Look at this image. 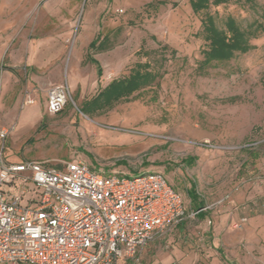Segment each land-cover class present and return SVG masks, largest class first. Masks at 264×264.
Masks as SVG:
<instances>
[{"label": "rangeland", "instance_id": "obj_1", "mask_svg": "<svg viewBox=\"0 0 264 264\" xmlns=\"http://www.w3.org/2000/svg\"><path fill=\"white\" fill-rule=\"evenodd\" d=\"M206 13L218 26L231 16L247 28L264 23V0H227L200 14L188 0H0L3 159L81 160L128 178L158 172L188 216L196 212L187 194L192 185L206 207L226 195L230 203L232 192L264 175V34L250 41L248 53L200 69ZM88 57L98 61L100 77ZM147 61L162 74L156 85L109 109L82 112L111 81ZM57 84L70 94L51 116L45 93ZM30 101L36 103L27 107ZM187 158L195 161L188 165ZM214 216L187 217L181 231L178 225L123 264H161L174 250L204 254Z\"/></svg>", "mask_w": 264, "mask_h": 264}, {"label": "built area", "instance_id": "obj_2", "mask_svg": "<svg viewBox=\"0 0 264 264\" xmlns=\"http://www.w3.org/2000/svg\"><path fill=\"white\" fill-rule=\"evenodd\" d=\"M67 86L47 92V112L67 104ZM29 103H32L30 101ZM7 131L0 132L3 141ZM0 150V264H119L187 217L182 198L158 172L133 178L81 160L7 163ZM29 185L34 195L28 196ZM228 195L213 206L229 202ZM213 206L205 207V210ZM247 222L240 217L232 228Z\"/></svg>", "mask_w": 264, "mask_h": 264}, {"label": "trees", "instance_id": "obj_3", "mask_svg": "<svg viewBox=\"0 0 264 264\" xmlns=\"http://www.w3.org/2000/svg\"><path fill=\"white\" fill-rule=\"evenodd\" d=\"M227 0H188L191 11L194 14L207 12L210 6L218 7ZM248 1V0H245ZM163 4L164 2H159ZM200 36L204 42L202 61L199 68L230 62L236 55H244L252 49L250 41L264 34V23L250 25L242 28L233 17L228 16L221 26L216 24L215 18L205 14L200 20ZM93 40L88 48L95 47ZM88 62L96 67V74L101 76L102 70L97 60L88 57ZM162 74L150 62L136 63L126 77L111 81L104 89L98 92L90 101L85 102L82 112L93 113L96 110L109 109L114 104L129 100L134 94L156 85ZM195 161L194 158L185 160L188 165ZM122 164V162H121ZM118 164V165H121ZM191 199V205L198 213L199 218L204 217L205 204L197 200L195 186L192 185L187 192Z\"/></svg>", "mask_w": 264, "mask_h": 264}, {"label": "crops", "instance_id": "obj_4", "mask_svg": "<svg viewBox=\"0 0 264 264\" xmlns=\"http://www.w3.org/2000/svg\"><path fill=\"white\" fill-rule=\"evenodd\" d=\"M5 71L11 73L13 70L7 68ZM59 85L63 84L52 85L50 88ZM50 88L46 90L44 99L47 114V92ZM68 91L70 94L69 88ZM35 103L34 101L32 104L27 103L29 105L27 107ZM211 199L209 196L206 197V200ZM208 211L205 210L203 218L212 214L216 216L213 217L215 220L213 234L207 236L205 242L203 241L207 246V249H204V254L182 253L174 250L167 259L161 261V264H264V175L243 184L242 188L232 192L230 203L218 208L216 212ZM243 216L247 218V222L242 229H233L232 224ZM181 224L179 227L176 226L177 231H181L183 227ZM150 247L144 250L145 255ZM214 249L215 251H213ZM123 262L121 261L119 264H123Z\"/></svg>", "mask_w": 264, "mask_h": 264}]
</instances>
